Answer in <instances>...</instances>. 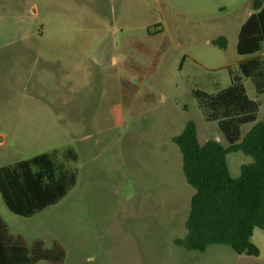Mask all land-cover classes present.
<instances>
[{
  "label": "rangeland",
  "instance_id": "obj_1",
  "mask_svg": "<svg viewBox=\"0 0 264 264\" xmlns=\"http://www.w3.org/2000/svg\"><path fill=\"white\" fill-rule=\"evenodd\" d=\"M252 11V0H0V166L47 154L55 176L74 174L63 197L29 217L0 196L8 232L58 242L62 264H264L259 228L257 256L174 243L193 188L172 137L193 120L200 143L227 145L192 90L230 83ZM219 36L224 49L212 44ZM243 83L264 119V94ZM250 161L226 155L232 177Z\"/></svg>",
  "mask_w": 264,
  "mask_h": 264
},
{
  "label": "trees",
  "instance_id": "obj_2",
  "mask_svg": "<svg viewBox=\"0 0 264 264\" xmlns=\"http://www.w3.org/2000/svg\"><path fill=\"white\" fill-rule=\"evenodd\" d=\"M253 11L238 29L236 53L244 56L237 72L228 68L230 83L215 93L195 89L205 121H214L227 145L207 139L198 141L193 120L172 137L181 154L185 181L193 188L185 220L186 234L174 240L187 250L203 251L210 244L229 246L239 255L257 256L251 237L254 228L264 233V119L256 121L260 105L246 93L244 79H250L257 95L264 94V0H252ZM212 44L224 49L219 36ZM252 123L241 136L240 127ZM241 151L251 161L240 166L237 177L229 174L226 155ZM74 182L73 173L54 174L47 154L0 166V196L15 215L29 217L63 197ZM64 250L52 241L46 247L33 239L28 245L10 234L0 219V264H62Z\"/></svg>",
  "mask_w": 264,
  "mask_h": 264
},
{
  "label": "crops",
  "instance_id": "obj_3",
  "mask_svg": "<svg viewBox=\"0 0 264 264\" xmlns=\"http://www.w3.org/2000/svg\"><path fill=\"white\" fill-rule=\"evenodd\" d=\"M244 20H245V19H244ZM244 20H243V21H244ZM243 21H242V22H243ZM241 24H242V23H241ZM241 24H240V25H241ZM239 27H240V26H239Z\"/></svg>",
  "mask_w": 264,
  "mask_h": 264
}]
</instances>
